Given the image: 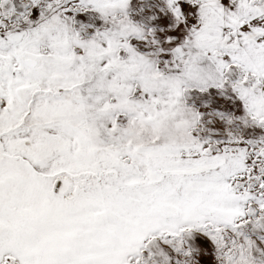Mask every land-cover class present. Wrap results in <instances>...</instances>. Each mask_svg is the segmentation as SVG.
<instances>
[{
    "label": "snow or ice",
    "instance_id": "obj_1",
    "mask_svg": "<svg viewBox=\"0 0 264 264\" xmlns=\"http://www.w3.org/2000/svg\"><path fill=\"white\" fill-rule=\"evenodd\" d=\"M0 264H264V0H0Z\"/></svg>",
    "mask_w": 264,
    "mask_h": 264
}]
</instances>
